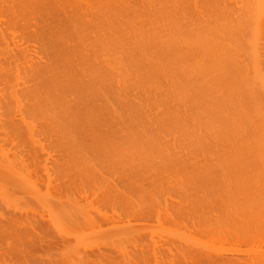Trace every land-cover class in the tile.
<instances>
[{"label":"bare ground","instance_id":"1","mask_svg":"<svg viewBox=\"0 0 264 264\" xmlns=\"http://www.w3.org/2000/svg\"><path fill=\"white\" fill-rule=\"evenodd\" d=\"M0 69V234L47 232L92 258L173 219L264 245V0H0ZM211 240L162 260L264 264V246ZM2 248L1 264H26ZM110 254L48 263L153 261Z\"/></svg>","mask_w":264,"mask_h":264},{"label":"rangeland","instance_id":"2","mask_svg":"<svg viewBox=\"0 0 264 264\" xmlns=\"http://www.w3.org/2000/svg\"><path fill=\"white\" fill-rule=\"evenodd\" d=\"M13 67V69H10V70H8V68H6V70L5 71H8V74H11L12 73V80L14 79V81H13V83H16V82H19L20 84L23 82V80H24V78H22L21 80H20V78L21 77H23L24 75V71H23V74H21L22 72V68H17L16 66H12ZM11 66H10V68H12ZM0 70H2V69H0ZM24 70V69H23ZM3 71V70H2ZM10 71H11V73H10ZM21 72V73H20ZM21 75H20V74ZM18 74V75H17ZM15 76V77H14ZM16 79H18V80H16ZM16 81V82H15ZM11 83H12V81H11ZM11 85V84H10ZM13 86H16L15 84H12ZM13 86H11L12 88H15V87H13ZM18 86V85H17ZM12 88H11V90H12ZM17 88V87H16ZM15 88V89H16ZM15 89H13V90H15ZM16 90H19L18 88L16 89ZM15 90V91H16ZM6 146V145H5ZM22 146V145H21ZM21 146L19 147V148H21ZM11 147H13V144H10L9 146L7 145V147L6 148H8V149H6V151L8 150V155H9V158L11 159H17V160H12L14 163H15V161H17V162H19V164L21 163V162H23V159L21 160V158H19V152L18 151H20V150H16V147L14 148H11ZM23 148V147H22ZM15 152H18V153H15ZM25 152V151H24ZM7 154V153H6ZM4 155V154H3ZM2 155V153L0 152V162L1 161H5L6 159H7V157H5L4 158V156ZM22 155V154H21ZM24 156V155H23ZM8 158V159H9ZM20 160H21V162H20ZM24 161H25V159H24ZM28 160H26L25 162H27ZM17 162H16V164H17ZM15 164V165H16ZM18 164V165H19ZM25 164H27V163H25ZM17 165V166H18ZM20 166H22V165H19V167ZM1 178V177H0ZM173 180V179H172ZM169 182V183H168ZM171 182V183H170ZM2 183H3V181H2V178L0 179V187H1V185H2ZM167 183V185H168V189H167V192H168V190H169V188H171L174 192H173V194H175V192L178 194V195H181V194H179V191L180 192H183V191H181V190H179L180 188L182 189V186H181V184H180V182H179V180L178 179H176L175 181L173 180V181H167L166 182ZM166 183H165V185H166ZM174 184V185H173ZM166 185V186H167ZM16 185H14V186H12V185H9V188H7V191H8V193H10L9 195H13V197H15V198H17V200L18 201H20L23 205H24V202H26V199L24 200L23 199V196L25 197V195L27 196L28 194H27V190L23 187V186H17V187H15ZM172 186V187H171ZM181 186V187H180ZM201 186V185H200ZM15 187V188H14ZM21 187H23L24 188V190L26 191V192H24V190H22L21 189ZM16 188H18V189H16ZM18 190V191H17ZM164 190V189H163ZM165 190H166V188H165ZM172 190H170L171 192H172ZM2 188H0V193L2 194ZM169 191V192H170ZM163 192V191H162ZM166 192V193H167ZM15 193V194H14ZM25 193V194H24ZM0 194V197H2V195ZM163 194H164V192H163ZM169 195L171 194V193H168ZM169 195H165L166 196V199H168V198H170V197H168L167 198V196H169ZM177 195V196H178ZM171 197H173L172 195H170ZM176 196V195H175ZM29 197V196H28ZM163 197H164V195H163ZM163 197H161V198H163ZM21 198L23 199V200H21ZM0 199H2V198H0ZM173 199V198H172ZM176 199H178L177 197H176ZM169 200V199H168ZM171 200V199H170ZM173 200H175V198L173 199ZM173 200H171V201H173ZM2 201H4L3 199H2ZM165 201V200H164ZM6 202L4 201V204H5ZM19 203V202H18ZM20 203V204H21ZM0 204H3V202H1L0 201ZM3 204V205H4ZM7 204H9V203H7ZM12 204V203H11ZM11 204H9L10 206H12ZM210 205L211 206H214L213 208L212 207H210ZM208 204L207 206H208V208L212 211V209L214 210V208H215V205L216 204H214V205H212V204ZM219 205V204H218ZM7 206V205H6ZM9 207V206H8ZM217 207H219V206H217L216 205V208ZM213 212V211H212ZM169 219V218H168ZM170 220V219H169ZM169 220H168V222H169ZM173 220V219H172ZM172 220H170V221H172ZM165 221V223L162 221V222H160L159 224H158V222L156 221V219L154 220V221H152L153 223L155 222V224H153L154 226H152V227H155V229L157 230H152V233H151V230H147V231H144L142 234L143 235H145V237L143 236V235H141V236H138V237H134V236H131V237H129L128 238V236L127 235H125V234H119L120 236H118V235H115V237H112V238H114V239H112L111 241H113V240H115V241H113L114 243H110V245H111V248H110V250L112 249V248H115L116 249V251H115V249H112L111 251H108V252H110V253H112V256L111 257H115V259H117V260H119L118 259V257H120L119 255H121V259L120 260H136V259H134L133 257L135 256V258L138 256V255H142V252L144 251V253L143 254H145L146 256H145V258H147L148 257V259H146V260H153L152 261V264H165V263H167L168 264V262L170 263V261L169 260H171V261H174V260H183V259H185V256H184V253H185V251L186 250H184V249H186V248H183V246L184 247H187V245H192V243L194 242V241H199V242H197V243H201V242H203L202 240H207L206 242V244H208V243H210V241L209 240H211V238H212V240H211V242H212V245L214 246V245H216V246H218V247H215V248H220V249H224L223 251L224 252H226V253H228V248L229 247H239V248H242V249H240V250H242V252H241V254H239V255H241V256H243V255H246L247 253H249V251L251 252V250H252V252L250 253V254H252L253 253V249H254V246L256 245V242L255 241H253V243L251 242V243H248V242H250V241H248L247 243H244V244H240V245H235V246H233L234 245V243L232 244V245H230V244H228V245H226L225 243H223V246H222V244H220V242L218 243V241H214L213 240V236H211L210 237V235H208V237H207V235H205V233L203 234V232H201V235H200V231L198 232V231H194L192 228V230H188V229H190V228H184V227H182L183 229H180V227H181V225H179V222H177L178 223V225L180 226H178V227H176L177 226V223L175 222V226H173L172 225V223H173V221H172V223L171 222H167V220H164ZM157 223V224H156ZM164 224L166 225V224H168V226H172V228H174V229H172V228H169L168 226H164ZM158 228H157V227ZM183 226V225H182ZM159 227H160V230H159ZM163 227H166L169 231H167L166 229L164 230V231H166V232H164L163 231ZM1 228V227H0ZM151 229H153V228H151ZM171 229V230H170ZM32 230V229H31ZM173 230L174 231H177V237L179 236H181L180 237V241H179V237L178 238H176V234L173 232ZM33 231V230H32ZM31 231V232H32ZM153 231H155L154 233H153ZM161 231H162V233H161ZM1 232V231H0ZM30 232V231H29ZM28 232V234L26 235L25 234V237L23 236V238H20L19 237V239L17 238V237H13L12 235H10L8 232H3V235L2 234H0V251H1V248H2V246H3V248H2V251H3V249H4V251L3 252H5V251H7V252H5V253H9L10 251H13V250H15V251H17L19 254H18V256H19V260H23L22 262H26V264L27 263H31V264H50V262L48 263V260L50 261V260H72L73 258L75 259V260H89L88 258H91V257H86L85 256V253H83V254H79V253H77V252H75V249H74V247L70 244V245H65V244H61V242L59 243V240L57 239V237L54 235V234H48L47 232H45V234H43V233H40V234H38L37 232H42V231H37V232H32L31 234ZM163 232H164V234H163ZM4 233H5V235H4ZM196 233V234H195ZM42 234V235H41ZM147 234V235H146ZM171 234V235H170ZM192 234H194V236L192 235ZM126 236L125 238H123L122 236ZM172 235H174V237H172ZM192 235V236H191ZM197 235V236H196ZM36 236V237H35ZM38 236V237H37ZM41 236V237H40ZM156 236V237H155ZM168 236H169V238H168ZM191 237V238H189V237ZM206 236V237H205ZM117 237V238H116ZM119 237V238H118ZM121 237V238H120ZM134 237V238H133ZM141 237V238H140ZM147 237V238H146ZM162 239H161V238ZM189 238V240L188 239H186V238ZM193 237V238H192ZM195 237H196V240H195ZM205 238V239H201V238ZM35 238V239H34ZM140 238V239H139ZM160 238V239H159ZM176 238V239H175ZM198 238V239H197ZM18 239V240H17ZM46 239V240H45ZM48 239V240H47ZM119 239H121V241L119 240ZM123 239V240H122ZM137 239V240H136ZM142 239V240H141ZM154 239H156L155 241H153ZM165 239V240H164ZM166 239H167V241H166ZM42 240V241H41ZM56 240V241H55ZM138 240H140L138 243H137V241ZM176 240V241H175ZM14 241H15V243H14ZM30 241V242H29ZM31 241H32V243H31ZM120 241V243H118ZM130 241V242H129ZM166 241V242H165ZM191 241H193V242H191ZM116 242H117V245H116ZM142 242H144V243H146V244H144V243H142ZM179 244H178V243ZM183 242V243H182ZM187 242V243H186ZM258 242V241H257ZM16 243L18 244V245H16ZM142 245H141V244ZM182 243V244H181ZM189 243V244H188ZM191 243V244H190ZM204 243V242H203ZM26 244V245H25ZM30 244V245H29ZM119 244V245H118ZM175 245V247H174V245ZM177 244H178V247H177ZM205 244V243H204ZM225 244V245H224ZM247 244H249V245H247ZM251 244H255V245H251ZM262 243H261V241L260 242H258V244L255 246V248L256 249H259V248H261L262 246H264V245H261ZM149 246V247H146V246ZM173 245V246H172ZM246 245V246H245ZM261 247H260V246ZM19 248H18V247ZM24 246V247H23ZM31 246V247H30ZM119 246V247H118ZM139 246H141L140 248H139ZM179 246H181L180 248H179ZM247 246H249L248 248L250 249H247L246 247ZM134 247H136V248H134ZM143 247L145 248V250L143 249ZM231 247V248H232ZM237 247V248H238ZM7 248V249H6ZM30 248V249H29ZM95 250H96V247L94 246L93 247ZM109 248H108V250H109ZM148 249V251H147V249ZM177 248H179V249H177ZM251 248H253V249H251ZM122 249V250H121ZM255 249V250H256ZM31 250V251H30ZM74 250V251H73ZM83 250V249H82ZM140 250H141V252H140ZM180 250H182L181 251V253H182V255L183 256H181L180 254ZM249 250V251H248ZM106 251V250H105ZM113 251V252H112ZM122 251V252H121ZM124 251V252H123ZM134 251V256H132L131 254H133L132 252ZM145 251H147V252H145ZM149 251H150V253H149ZM184 251V252H183ZM248 251V252H247ZM107 252V253H108ZM116 252L118 253V255L116 254ZM104 252H102V254H103ZM106 252L103 254V255H106L107 257L109 256V254H107ZM114 253H115V255H114ZM77 254H79V255H77ZM102 254H98V255H96V256H92V258L94 259V260H105L106 258H105V256H103ZM137 254V255H136ZM148 254V255H147ZM31 255V256H30ZM101 255H102V257L103 258H105V259H103V258H101ZM111 255V254H110ZM178 255H180V256H178ZM237 255V254H236ZM73 256V257H72ZM98 256H100V257H98ZM125 256V257H124ZM132 256V258H130ZM22 257H25V258H22ZM28 257V258H27ZM71 257V258H70ZM98 257V258H97ZM117 257V258H116ZM140 256H138L137 258H139ZM142 257V256H141ZM140 257V258H141ZM21 258V259H20ZM33 258V259H32ZM35 258V259H34ZM92 258L90 259V260H92ZM108 258H110V257H108ZM145 258H144V255H143V257H142V259L143 260H145ZM162 258L164 259V258H166L167 259V261L168 262H166V260H162ZM183 258V259H182ZM73 259V260H74ZM141 259V260H142ZM26 260V261H25ZM34 260H38V262H36V261H34ZM41 260H43V261H41ZM107 260V259H106ZM112 260H114V258H112ZM137 260H140V259H137ZM158 260H160V261H158ZM186 260V259H185ZM28 261V262H27ZM1 262H2V260H0V264H1ZM42 262V263H41ZM155 262V263H154ZM156 262H158V263H156ZM8 264H10V262L8 263ZM52 264V263H51Z\"/></svg>","mask_w":264,"mask_h":264}]
</instances>
